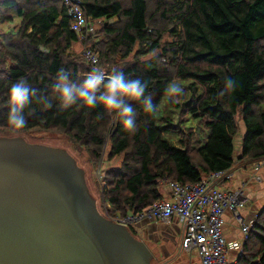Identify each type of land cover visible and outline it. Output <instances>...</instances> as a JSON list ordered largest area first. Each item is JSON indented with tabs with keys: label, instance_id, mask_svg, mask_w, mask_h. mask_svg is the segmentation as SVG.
Here are the masks:
<instances>
[{
	"label": "trees",
	"instance_id": "1",
	"mask_svg": "<svg viewBox=\"0 0 264 264\" xmlns=\"http://www.w3.org/2000/svg\"><path fill=\"white\" fill-rule=\"evenodd\" d=\"M80 1L95 26L90 41L98 54L95 65L82 53L69 52L77 37L62 0L0 1V25L15 24L0 31V135H61L95 171L117 159L103 174L105 214L113 217L139 212L161 198L163 180L194 183L233 167L238 119L245 129L239 159L264 158V0ZM97 67L106 74L122 70L146 83L157 110L147 114L142 102L132 104L134 134L102 106L64 108L55 98L52 85L61 70L83 80ZM226 77L234 81L233 90L225 89ZM21 78L36 94L25 108L26 126L17 130L7 123L6 97L10 83ZM176 80H188L183 97L169 100L179 109L178 119L157 116ZM44 98L51 108H45ZM195 129L205 133L197 147L191 143ZM177 131L180 139L166 138ZM239 262L264 264V204Z\"/></svg>",
	"mask_w": 264,
	"mask_h": 264
},
{
	"label": "water",
	"instance_id": "2",
	"mask_svg": "<svg viewBox=\"0 0 264 264\" xmlns=\"http://www.w3.org/2000/svg\"><path fill=\"white\" fill-rule=\"evenodd\" d=\"M181 249L182 241L177 255ZM153 257L129 227L100 213L85 170L65 148L0 136V264H151Z\"/></svg>",
	"mask_w": 264,
	"mask_h": 264
},
{
	"label": "built area",
	"instance_id": "3",
	"mask_svg": "<svg viewBox=\"0 0 264 264\" xmlns=\"http://www.w3.org/2000/svg\"><path fill=\"white\" fill-rule=\"evenodd\" d=\"M68 14L72 17L71 28L76 34V43L80 44L82 55L92 64L98 61V54L90 47V41L95 33V26L85 12L80 0H62ZM257 160L256 169L261 164ZM233 167L210 172L194 183H179L173 180H163L170 189L168 197H161L151 205L136 213L124 216L109 217L113 221L132 227L142 220H156L169 224L173 217H178L182 225V250L191 257L193 254L200 264H240L239 256L243 252L244 243L248 238L254 220L246 221L242 214L249 199L245 193L248 179L235 189L226 188L222 182L232 177ZM99 170V168H98ZM250 180L261 181V176L255 172ZM103 188L106 183L100 177ZM164 184V183H162ZM106 206L109 203L104 201ZM229 209L243 234L239 242L238 258L227 259L231 248L223 231V213Z\"/></svg>",
	"mask_w": 264,
	"mask_h": 264
},
{
	"label": "clouds",
	"instance_id": "4",
	"mask_svg": "<svg viewBox=\"0 0 264 264\" xmlns=\"http://www.w3.org/2000/svg\"><path fill=\"white\" fill-rule=\"evenodd\" d=\"M224 87L228 90L235 88V83L230 77L224 80ZM56 99L62 107L75 105L77 108H96L102 106L109 114L120 118L124 130L134 134L137 130V115L132 104L142 102L143 111L155 114L157 106L151 95L146 94L147 85L139 77L128 78L122 70L113 68L110 74L99 67L93 68L83 80H75L65 71L57 73L52 85ZM166 92L175 100L182 98L184 89L177 83L170 84ZM36 90L26 79H18L10 83L7 91L8 114L7 123L13 128L23 129L26 124L25 108L31 103ZM45 108H51V100L44 98ZM227 219V218H226Z\"/></svg>",
	"mask_w": 264,
	"mask_h": 264
},
{
	"label": "rangeland",
	"instance_id": "5",
	"mask_svg": "<svg viewBox=\"0 0 264 264\" xmlns=\"http://www.w3.org/2000/svg\"><path fill=\"white\" fill-rule=\"evenodd\" d=\"M8 25H10V26L4 27L3 25H1L0 31H1V29H4L3 31H6L9 28L15 26V24H13V23L8 24ZM260 41L264 42V39H261ZM69 52L80 54L81 53L80 44L75 42L72 45V47L69 49ZM173 83H177V84L181 85L183 87V89L186 90L185 87H186V84L188 83V80H176ZM170 99H171V97H169L167 93L165 95H163V97L161 98V101L159 103L157 116L167 115V116H172L175 118V120H177L178 116H179V109L170 104V102H169ZM189 123H190V120H189V118H187V120L184 122V125L187 126ZM193 126H195V125L193 124ZM238 127H239V132L234 139L235 153H236L234 165H238L239 148L241 145V139L243 137V122L239 119H238ZM0 136H2V135H0ZM23 137L30 142H37V143H42V144H46V145L58 146V147L65 148L69 153L71 152L73 155H75V157L77 158V159L76 158L75 159L77 160L78 165L85 170V177H86V182H87V185L89 188V193L96 200V205H97L98 210L100 211V213L104 214L107 217H113V216H109V215L105 214L106 210L104 208L105 204H104V200H103V196H102L103 186H102V182L100 181V177H102V180H103L104 170L112 168L113 166H115V164L117 163V159L114 161L113 160L112 161H104L103 164L99 166V170L97 169L95 171L90 167L89 163L86 160L84 153L83 152H76L73 149L72 145L67 141V139L61 135L50 133V132H27L25 135H23ZM180 137H181L180 131L170 132V133L166 134V138H171L174 140H178V139H180ZM203 137H205V133L199 132L198 129H195V131L192 133V136H191L192 146L197 147V146L202 145ZM104 151H105V149H104ZM263 159H258V160H260L259 161L260 164H261ZM241 161H243L242 162L243 167L244 166L247 167L249 174H252L254 172L259 173V171L262 170L263 171L262 177L264 179V163L261 164L260 168L256 169L257 168L256 167L257 160H241ZM263 182H264V180H263ZM162 183H164L163 184L164 187L169 188L168 184L166 182H162ZM163 185L160 184V187H163ZM263 191H264V189H263ZM258 204L261 207L264 204V198H262L261 201L258 200ZM177 220H178V217H176L174 219V222L169 226V230H171V234H173L172 238H174V239H172V238L167 239L165 237H162V239L160 241V243H163L164 247L166 245L169 246V250H171L172 253L175 251L174 255H177V253H178V244L181 241L180 232H182V230L180 229V227L178 225ZM146 223H147L146 219L142 220V221L138 222L137 224H135L134 226H132V228L134 227L133 229H135L136 231H138V233H140L141 226L142 225L145 226ZM173 228L176 229L175 230L177 232L176 235L173 233L174 232ZM139 238L141 239V235ZM160 243L147 241L148 247L153 252V255L155 254L154 259L152 260V264L157 263L156 255H157V253H159V246H160L159 244ZM179 257H180L179 259L183 258L186 260H190L189 254L182 249H181Z\"/></svg>",
	"mask_w": 264,
	"mask_h": 264
},
{
	"label": "crops",
	"instance_id": "6",
	"mask_svg": "<svg viewBox=\"0 0 264 264\" xmlns=\"http://www.w3.org/2000/svg\"><path fill=\"white\" fill-rule=\"evenodd\" d=\"M1 25H3L4 27L8 26L5 23ZM3 30L4 29H1V31ZM244 132H245V129L243 125V134ZM240 150H241V147L239 148V154H240ZM242 162L243 161L239 159L238 165H233L232 177L229 180H226L220 184H222L226 188L235 189L237 187H240L241 183L248 179V184L245 188V193L249 201L246 204L245 208L242 210V214L245 217L246 221H250V220H254V218L256 217V214L261 208L258 204V200L261 201L262 198H264V191H263L264 189L263 180L264 179L262 177L263 171L260 170L258 173L261 176L260 182L250 180L253 173L249 174L247 167L244 166L245 167L244 168ZM161 185L163 184L161 183ZM160 192H161L162 197H168L170 193V189L167 187H164L163 185V187H160ZM175 218L176 217H173L172 221L169 224H165V223H162L156 220H147L146 225L145 226L142 225L140 229L141 240H143L147 244V241L160 243L162 237H165L167 239L172 238L173 234H171V230H169V226L174 222ZM223 220H224L223 231H224L225 237L227 238V241L230 243V246H231L228 252L227 259L229 261H234L238 258V250L236 249L239 248V242L242 240L243 234L240 230L239 225L236 223L229 209H226L224 211ZM177 222H178L180 229L182 230V225L180 224L179 219L177 220ZM175 230L176 229L173 228V231H174L173 233L176 235L177 232ZM180 234H181V241H182V232H180ZM179 244H178V247H179ZM159 245H160L159 253H157L156 255L157 263L155 264H161L162 262L168 259L170 260L172 259L168 264H200L198 257L194 254L189 258L190 260H186L183 258L179 259L180 254L174 255L175 251L172 253V251L169 250V246L166 245L164 247L163 243H160ZM151 264H152V261H151Z\"/></svg>",
	"mask_w": 264,
	"mask_h": 264
},
{
	"label": "flooded vegetation",
	"instance_id": "7",
	"mask_svg": "<svg viewBox=\"0 0 264 264\" xmlns=\"http://www.w3.org/2000/svg\"><path fill=\"white\" fill-rule=\"evenodd\" d=\"M134 228V227H133ZM132 227H129V230L131 231V233L136 237L139 238L140 237V233H138V231H136L135 229H133ZM140 239V238H139Z\"/></svg>",
	"mask_w": 264,
	"mask_h": 264
}]
</instances>
